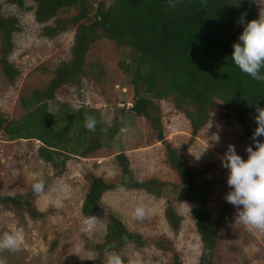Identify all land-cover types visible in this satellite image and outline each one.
<instances>
[{
    "label": "trees",
    "instance_id": "trees-1",
    "mask_svg": "<svg viewBox=\"0 0 264 264\" xmlns=\"http://www.w3.org/2000/svg\"><path fill=\"white\" fill-rule=\"evenodd\" d=\"M29 1L34 6L36 22L43 26V37L52 39L73 30L70 57L53 70L45 87L21 98L20 105L25 111L21 119L10 120L0 113V135L5 141H38V158L51 167L52 178H57L65 173L71 158H86L109 147L125 111L147 120L156 132L157 141L164 147L169 169L179 182L174 184L157 178L137 180L128 157L120 153L115 156L120 169L119 181L108 184L91 176L81 213L85 218L93 216L103 194L115 189L143 191L156 198L167 196L164 218L168 227L173 232L180 229L182 218L176 205H186L200 241L197 264H213L219 234L228 223L229 203L225 201L217 217L211 218L213 183L209 173L212 165L205 164L200 169L186 166L182 148L174 147L165 139L159 103L170 100L175 110L188 120L189 143L206 126L211 112L221 108L226 111L223 117L227 123L234 120L240 127L241 140L255 150L250 120L256 124L257 109L264 108V82L253 80L231 59L232 45L238 42L243 30L239 18L242 14L245 22L258 18L255 0H181L175 9L169 8L168 0H112L110 4L102 1L94 4L92 0ZM5 2L19 8L25 4V0ZM72 10L75 14L70 17L58 16ZM17 29V18L0 12V71L8 82H15L20 76L9 60ZM101 40L112 43L121 53L118 67L131 77L133 86L131 106L118 107L109 127L101 124L98 112L92 108L70 112L64 103L57 112H49L47 104L56 100L61 88H77L83 79L101 84L105 70L101 64L87 60L92 47ZM86 114L96 117L95 132L84 127ZM103 128H107V133ZM257 139L261 141L260 137ZM43 179L46 191L52 179ZM31 186L14 197L7 195L10 189L1 194L0 211L15 207L24 209L32 219L43 218L45 214L39 213L32 203V198L38 194ZM130 244L144 245L139 234L130 232L119 218L111 215L102 241L93 250L101 261L110 246L118 252ZM171 260L172 264H182L176 249L171 250Z\"/></svg>",
    "mask_w": 264,
    "mask_h": 264
},
{
    "label": "rangeland",
    "instance_id": "rangeland-1",
    "mask_svg": "<svg viewBox=\"0 0 264 264\" xmlns=\"http://www.w3.org/2000/svg\"><path fill=\"white\" fill-rule=\"evenodd\" d=\"M101 1L110 4L112 0H92L94 4ZM255 3L258 14L264 12V0H255ZM0 12L18 20L9 60L20 72L15 82H8L0 71V113L6 114L10 120H19L25 115L20 105L21 98L45 87L52 78L53 70L69 59L73 30L52 39L43 37V26L36 22L34 6L29 0H25L22 8L0 0ZM74 14L75 10H72L58 16L67 18ZM87 60L101 64L105 70L101 84L83 79L77 88L63 87L56 94V100L47 104V110L55 113L64 103L69 106L70 112L78 111L77 105L79 109L92 108L98 112L101 124L109 127L116 111L123 104L127 108L133 102L131 77L119 69L121 53L106 40L92 47ZM159 105L165 139L174 147L182 148L186 166L200 169L205 164L212 165L209 173L213 183L209 212L215 219L226 201V193L231 191L226 183L228 170L221 166V158L231 144L237 154L246 160V148L250 145L241 140L240 127L234 120L230 119L227 123L223 117L226 111L221 108L211 112L206 126L189 143L191 130L188 120L175 110L170 100H163ZM107 117L111 118L109 123H105ZM120 121L118 133L109 147L86 158H71L65 173L57 178H52L51 167L38 158V141H5L0 135V195L9 189L15 194L25 192L37 176L52 179L51 186L44 193L32 198L36 210L45 214L43 218L32 219L24 209L15 207L0 211V234L19 230L24 237L19 252H0V257L5 258L7 264H103L104 258L99 261L93 248L102 241L111 215L119 218L130 232L142 237L143 246L130 244L118 250L125 259L138 252L146 264H172L171 250L176 249L182 264H197L201 247L194 219L186 205H176L182 223L180 229L173 232L164 218L167 196L156 198L143 191L125 189L107 191L100 200L99 209L91 216L96 218L94 227H86L91 217H83L81 206L91 176L108 184L117 183L120 169L115 156L120 153L128 157L137 180L157 178L174 184L179 182L167 165L164 147L157 141L150 123L127 111ZM250 125L255 130L253 119ZM122 127L130 129L128 136L121 134ZM260 139L264 142V137ZM57 192L63 196L61 208L53 203ZM141 202L151 208V213L144 220H134L131 212ZM229 208L228 223L219 234L213 264H264V234L238 223L236 208L230 203ZM93 257L96 259L93 260Z\"/></svg>",
    "mask_w": 264,
    "mask_h": 264
},
{
    "label": "clouds",
    "instance_id": "clouds-1",
    "mask_svg": "<svg viewBox=\"0 0 264 264\" xmlns=\"http://www.w3.org/2000/svg\"><path fill=\"white\" fill-rule=\"evenodd\" d=\"M180 2L181 0H168V6L175 9ZM239 22L243 24V30L238 36V42L232 45L231 59L243 73L253 80L264 82V12H260L258 18L246 22L242 14ZM79 107L77 105V110ZM257 113L255 117L257 126L252 134L255 150L251 146L247 147L248 155L245 160L237 154L235 146L229 144L221 158V166L228 170L226 183L231 191L226 193L225 200L236 208V221L249 230L264 234V142L257 139L264 137V108H258ZM110 120L111 118L107 117L105 123H109ZM97 124L95 116L85 115L84 127L89 132H95ZM102 131L107 133V128H103ZM120 132L128 136L130 129L122 127ZM34 180L31 186L32 191L38 195L44 193L45 180L38 176L34 177ZM7 195L14 197L15 193L9 191ZM53 203L57 208L63 207V196L59 192ZM150 213L151 208L141 202L133 208L131 216L134 220L141 221L146 219ZM95 220V217H91L86 227L92 229ZM124 239L126 240V237ZM23 243L24 237L19 230L5 231L0 234V252H19ZM113 247L110 246L104 251L103 264H125V257L112 250ZM95 259L96 257H93V260ZM0 264H7L6 259L0 257ZM127 264H146V261L137 252L127 258Z\"/></svg>",
    "mask_w": 264,
    "mask_h": 264
},
{
    "label": "built area",
    "instance_id": "built-area-1",
    "mask_svg": "<svg viewBox=\"0 0 264 264\" xmlns=\"http://www.w3.org/2000/svg\"><path fill=\"white\" fill-rule=\"evenodd\" d=\"M129 107V106H128Z\"/></svg>",
    "mask_w": 264,
    "mask_h": 264
}]
</instances>
